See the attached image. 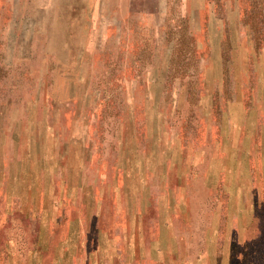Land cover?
Here are the masks:
<instances>
[{
  "label": "rangeland",
  "instance_id": "obj_1",
  "mask_svg": "<svg viewBox=\"0 0 264 264\" xmlns=\"http://www.w3.org/2000/svg\"><path fill=\"white\" fill-rule=\"evenodd\" d=\"M264 235V0H0V264H245Z\"/></svg>",
  "mask_w": 264,
  "mask_h": 264
},
{
  "label": "trees",
  "instance_id": "obj_2",
  "mask_svg": "<svg viewBox=\"0 0 264 264\" xmlns=\"http://www.w3.org/2000/svg\"><path fill=\"white\" fill-rule=\"evenodd\" d=\"M244 257L245 264H264V235L256 242L255 250Z\"/></svg>",
  "mask_w": 264,
  "mask_h": 264
}]
</instances>
